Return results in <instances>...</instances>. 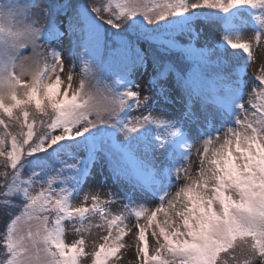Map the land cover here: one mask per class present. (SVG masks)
I'll use <instances>...</instances> for the list:
<instances>
[{
	"label": "snow or ice",
	"instance_id": "1",
	"mask_svg": "<svg viewBox=\"0 0 264 264\" xmlns=\"http://www.w3.org/2000/svg\"><path fill=\"white\" fill-rule=\"evenodd\" d=\"M260 49L264 0H0V264H264Z\"/></svg>",
	"mask_w": 264,
	"mask_h": 264
},
{
	"label": "rangeland",
	"instance_id": "2",
	"mask_svg": "<svg viewBox=\"0 0 264 264\" xmlns=\"http://www.w3.org/2000/svg\"><path fill=\"white\" fill-rule=\"evenodd\" d=\"M82 1H86L87 2V0H82ZM258 52H259V55L260 56L264 57V49H260V50H258ZM255 66L256 65H253V67H255ZM76 71L77 72L79 71V64H78V62H77ZM169 107L172 108V106H169ZM172 110L175 111L174 108H172ZM104 179H105L104 176H101L100 174H97L94 177V179L92 180V183H94V184H100V183H102L104 181ZM108 183L111 184V181L109 180ZM131 258H132V254L131 253H129L128 255L124 256L123 257V264H128V262H129V260Z\"/></svg>",
	"mask_w": 264,
	"mask_h": 264
},
{
	"label": "trees",
	"instance_id": "3",
	"mask_svg": "<svg viewBox=\"0 0 264 264\" xmlns=\"http://www.w3.org/2000/svg\"><path fill=\"white\" fill-rule=\"evenodd\" d=\"M81 2H86V1H82V0H81Z\"/></svg>",
	"mask_w": 264,
	"mask_h": 264
}]
</instances>
